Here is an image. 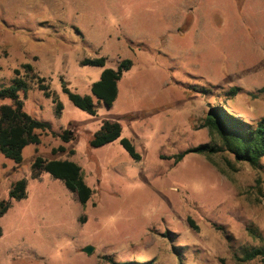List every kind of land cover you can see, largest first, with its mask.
I'll return each instance as SVG.
<instances>
[{
    "label": "rangeland",
    "instance_id": "obj_1",
    "mask_svg": "<svg viewBox=\"0 0 264 264\" xmlns=\"http://www.w3.org/2000/svg\"><path fill=\"white\" fill-rule=\"evenodd\" d=\"M99 57L104 68L81 66ZM124 59L133 66L117 100L94 98L95 116L63 91L92 96L103 70ZM15 70L29 85L19 93L26 112L72 140L39 132L20 164L0 152V201L27 180V198L0 217V264H264L235 260L261 244L249 226L264 237V159L255 171L227 152L169 158L219 143L201 127L213 106L264 117V0H0V87L14 85ZM104 121L120 123L141 161L120 140L90 146ZM37 157L77 163L88 204L47 173L33 180Z\"/></svg>",
    "mask_w": 264,
    "mask_h": 264
},
{
    "label": "trees",
    "instance_id": "obj_2",
    "mask_svg": "<svg viewBox=\"0 0 264 264\" xmlns=\"http://www.w3.org/2000/svg\"><path fill=\"white\" fill-rule=\"evenodd\" d=\"M106 62L107 59L105 57L84 59L81 61V66L104 68ZM132 66L133 61L131 59H124L120 62L117 69L105 68L100 80L91 87L92 96H81L71 92L68 88H63V91L77 108L95 116L97 108L94 98L107 106H112L118 97L119 82ZM24 67L29 71H33V66L30 64L24 65ZM15 74L14 85L8 88L0 87V102L4 100L13 102L12 105H0V152L6 158L20 164L23 161L24 149L30 144H40L39 132L49 131L54 136L61 138L65 143H69L72 137L68 131L62 134L54 132L49 123L39 121L26 112L24 102L21 100L19 93L27 90L29 85L20 77L19 70H15ZM36 78L39 89L44 92L47 98H51L52 95L44 84L46 79L39 76ZM240 90V88L234 87L230 89L229 94L235 96ZM260 91L262 92L264 89ZM54 103L56 104V112L60 115L63 106L56 99H54ZM201 127L208 129L211 137L217 138L219 143L201 144L169 158L174 159L175 163H179L191 154L211 157L227 152L233 155L238 163H246L255 171L263 169L264 117L256 122H248L230 113L224 106L216 105L209 109ZM121 135L122 127L120 123L104 121L100 130L90 140V146L92 148H100L120 140V144L130 157L136 162L141 161L142 157L136 151L133 143L127 138H121ZM65 151L66 149L63 146L54 150L55 153ZM44 173L49 174L55 180L63 182L68 191L76 195L81 205L85 206L91 200L93 191L86 184L82 176V168L77 163L70 160L49 161L42 157H37L31 166V178L39 180ZM257 187L261 190V182L259 180ZM26 198L27 180L21 179L12 185L9 192V200L0 201V217L4 216L11 208L12 200L21 201ZM188 223L191 228L198 230V226L193 219L188 218ZM247 232L261 244L258 247L244 250L242 257L235 255V260L238 263L264 262V237L262 233L253 226H249Z\"/></svg>",
    "mask_w": 264,
    "mask_h": 264
},
{
    "label": "water",
    "instance_id": "obj_3",
    "mask_svg": "<svg viewBox=\"0 0 264 264\" xmlns=\"http://www.w3.org/2000/svg\"><path fill=\"white\" fill-rule=\"evenodd\" d=\"M84 252H86L87 254H91L93 252V248L92 247H86L84 248Z\"/></svg>",
    "mask_w": 264,
    "mask_h": 264
}]
</instances>
